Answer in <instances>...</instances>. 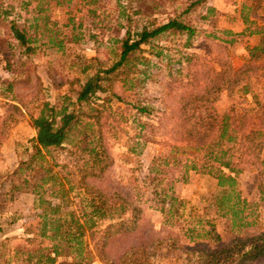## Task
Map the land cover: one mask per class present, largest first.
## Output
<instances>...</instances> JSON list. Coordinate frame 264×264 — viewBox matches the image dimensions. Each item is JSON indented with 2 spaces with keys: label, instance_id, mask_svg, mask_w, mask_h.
<instances>
[{
  "label": "trees",
  "instance_id": "obj_1",
  "mask_svg": "<svg viewBox=\"0 0 264 264\" xmlns=\"http://www.w3.org/2000/svg\"><path fill=\"white\" fill-rule=\"evenodd\" d=\"M101 1L78 0L77 3L80 8L87 7L91 14H96ZM262 1L247 0L242 5L240 16L246 25L242 33L228 31L231 37L214 34L225 44L235 43L237 37L260 36L259 42L249 47L250 58L239 69L221 60L217 72L206 71L203 81L193 85L179 110L172 114L175 119L172 140L164 141L162 153L154 157L150 167L154 174L152 181L165 182V186L156 192L159 198L156 207L164 215V223L182 227L183 236L188 241L172 231L162 237L149 233V225L141 221L142 208L129 196L113 189L112 182L103 185L107 171L114 164L105 141L104 126L111 128L113 125L109 118L115 120L117 115L97 99L99 93H106L125 102L115 90L116 86L137 90L151 78V61L144 53L154 52L156 57L163 54L156 43L158 36L167 32L186 35L187 45H190L197 30L182 16L201 3L200 0L192 1L185 11L164 23L153 20L135 35L128 33L125 38H116L111 50L114 58L110 62L99 56L78 57L80 72L86 77L71 80L56 103L39 95L40 86L36 99L24 113V103L13 91L15 83L7 82L6 90L14 94L13 100H18L8 104L12 124L20 121L16 113L20 116L27 114L36 132L32 138V154L12 172L21 180L13 183L12 189L35 194L43 211L36 216L39 218L37 225L30 224L21 237H0V264H92L95 259L104 264H142L162 249L178 258L198 259L203 264H253L264 259V231L240 234V230L256 225L258 214L256 203L249 202L238 188V177L247 164L258 165L260 175L264 174V159L261 158L264 106L255 111L249 109L241 115L235 108L224 113H204V109L211 107L222 92H232L245 79L264 69ZM74 2L0 0V19L7 21L9 34L22 48V54L34 55L44 44L64 52L67 42L79 43L84 39L80 29L82 25L77 27L73 24L71 34H63L58 21L52 18L51 10L53 7H71ZM213 12L219 11L208 7L203 19H209ZM259 19L263 22L259 23ZM69 20L73 23L75 18ZM90 36L97 38L96 35ZM9 67H12L10 62ZM19 75L16 72L15 77ZM242 88L245 92L249 89L246 85ZM138 110L140 113L147 111L145 107ZM9 126L5 121L1 124L0 144L7 136ZM141 127L145 128L146 123H141ZM73 139L78 148L87 144L83 150L92 158L93 168H82L79 173L80 210L65 212L62 206L73 204L71 192L74 189L67 175L51 169L52 175L48 178L37 179L25 173H30L38 164L46 163L49 155L65 148ZM192 171L218 180L222 189L217 199L218 211L231 221L226 235L217 232L214 224L209 228L182 225L183 202L175 195V185L185 181ZM48 188L60 203L54 204L47 199ZM259 189L262 193L263 185L260 184ZM105 221L111 222L102 227Z\"/></svg>",
  "mask_w": 264,
  "mask_h": 264
},
{
  "label": "rangeland",
  "instance_id": "obj_2",
  "mask_svg": "<svg viewBox=\"0 0 264 264\" xmlns=\"http://www.w3.org/2000/svg\"><path fill=\"white\" fill-rule=\"evenodd\" d=\"M77 1L71 7H53L51 10L52 18L58 21V28L63 34L70 35L73 24L77 27L82 25L80 29L84 33V39L79 43L67 42L64 52L44 44L34 55L22 54V48L17 46L9 34L7 21L0 19V126L4 121L10 125L6 130L7 136L0 144V237H21L26 227L32 223L37 225L39 218L36 216L43 211L35 194L12 189L13 183L21 181L12 172L32 154V138L36 132L27 114L20 116L16 113L15 116L20 117V121L12 124L8 104L18 100H13L14 94L6 90L7 82L15 83L13 91L23 101L24 113L36 99L37 88L40 86L39 95L56 103L68 89L71 80L86 77L80 72L78 57L99 56L110 62L114 58L111 50L116 38H125L128 33L135 35L153 20L164 23L197 0H102L96 14H91L87 7L80 8ZM200 1L182 16L184 21L197 30L190 45H187L186 35H170L167 32L158 36L156 43L162 48L163 54L156 57L154 52L144 53L151 61V78L137 90H124L116 86L115 90L125 102L106 93H99L97 99L98 103L105 104L117 115L115 120L109 118L113 125L111 128L104 126L105 141L114 164L107 171L103 185L112 182L113 189L129 196L142 208L141 221L149 225V233L162 237L172 231L182 236L184 241L188 240L183 236L182 227L166 225L164 215L156 207L159 200L156 192L165 186V182L160 184L152 181L154 174L150 172V167L153 159L162 153L164 141L172 140L175 122L172 114L179 110L193 85L203 81L206 71L217 72L221 60L239 69L250 58L249 47L260 40L258 35L253 39V35H247L237 37L233 44H225L214 37V34L231 37L228 31L233 34L244 31L246 25L240 13L247 0ZM210 6L219 12L210 13L209 19H203ZM260 13L264 17V0ZM71 17L75 18L73 23H70ZM238 19L241 20L242 30H238ZM262 22L259 19V23ZM90 35H96L97 38ZM8 61L12 64L11 68H8ZM16 72L20 73L18 77H15ZM242 85L249 88L247 92ZM242 85L235 87L232 92H222L211 107L204 109V113H224L235 108L237 114L241 115L249 109L255 111L264 106V69L245 79ZM108 98L110 101H107ZM140 107H145L147 111L140 113ZM141 123H146V127L142 129ZM86 146L85 143L82 148L76 147L73 139L65 148L49 155L46 163L38 164L30 173H25L31 178L46 179L52 175V169L60 175L68 176L74 187L71 192L73 204L63 205L62 211L77 212L81 208V196L78 195L79 173L82 168H93L92 158L83 150ZM261 158L264 159V149L261 151ZM262 168L264 170V165ZM238 181L242 196L249 202L256 203L258 214L256 225L240 230V234L264 231V174L260 175L258 165L249 163L239 175ZM260 184L263 185L262 193ZM221 193L218 180L207 174L192 171L185 181L177 182L175 195L183 202L182 225L209 228L214 224L217 232L226 235L231 221L222 217L218 211L217 199ZM45 196L54 204L60 203L51 188H48ZM110 222H103L102 227ZM92 264L104 263L95 259ZM142 264L203 262L195 258H178L172 252L162 249ZM253 264H264V259Z\"/></svg>",
  "mask_w": 264,
  "mask_h": 264
},
{
  "label": "crops",
  "instance_id": "obj_3",
  "mask_svg": "<svg viewBox=\"0 0 264 264\" xmlns=\"http://www.w3.org/2000/svg\"><path fill=\"white\" fill-rule=\"evenodd\" d=\"M236 24H237L238 27H239L238 30H242V29H240V28H241V24H242V23H241V20L238 19L237 22H236ZM255 36H256V35H253V36H252V39H253V37H255Z\"/></svg>",
  "mask_w": 264,
  "mask_h": 264
}]
</instances>
